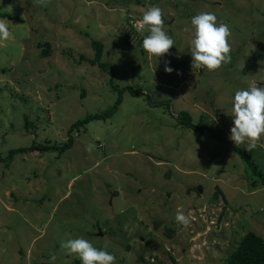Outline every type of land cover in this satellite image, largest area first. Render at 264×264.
<instances>
[{
  "label": "rangeland",
  "instance_id": "rangeland-1",
  "mask_svg": "<svg viewBox=\"0 0 264 264\" xmlns=\"http://www.w3.org/2000/svg\"><path fill=\"white\" fill-rule=\"evenodd\" d=\"M149 6L163 10L175 41L160 58L143 49L148 29L132 30ZM201 12L232 33L231 61L215 71L191 68L190 21ZM0 13L22 20H9L12 35L0 41L1 159L73 137L61 155L0 162V264H52L53 255L73 264L61 242L80 237L116 264H226L247 232L264 239V136L247 151L256 174L234 151L247 144L229 140L235 92L264 87V0H0ZM90 40L103 44L112 86L88 62ZM46 41L50 54L40 58ZM126 87L134 93L114 107ZM179 112L206 128L178 125ZM95 115L105 117L68 133ZM178 210L190 214L187 227Z\"/></svg>",
  "mask_w": 264,
  "mask_h": 264
},
{
  "label": "clouds",
  "instance_id": "clouds-1",
  "mask_svg": "<svg viewBox=\"0 0 264 264\" xmlns=\"http://www.w3.org/2000/svg\"><path fill=\"white\" fill-rule=\"evenodd\" d=\"M163 10L158 6H149L142 18L136 21L137 31L148 29L149 34L143 37L142 46L150 56L160 58L169 53L175 41L165 32ZM190 55L192 69L215 71L223 64L231 61V45L229 38L232 33L225 23H217V17L212 12H201L191 18ZM9 20L0 19V41H7L10 32ZM189 32V28L184 29ZM170 62H165L164 71L172 73ZM233 126L230 129L229 140L236 146L247 144L245 150L252 152L257 142L264 136V87L256 83L246 89L237 90L232 98L231 112ZM94 145H87L86 151H91ZM178 224L187 227L191 216L178 210L175 216ZM61 249L67 256H75L81 264H116V257L106 250L98 249L85 238H69L61 242ZM56 257H51L54 264Z\"/></svg>",
  "mask_w": 264,
  "mask_h": 264
},
{
  "label": "trees",
  "instance_id": "trees-1",
  "mask_svg": "<svg viewBox=\"0 0 264 264\" xmlns=\"http://www.w3.org/2000/svg\"><path fill=\"white\" fill-rule=\"evenodd\" d=\"M0 18L8 19V20H15L17 22H22V20L18 17H13L11 15L7 14H1ZM133 28V26H132ZM137 30V29H132ZM90 45L92 49L94 50V58L90 61H88L92 66H96L99 70L102 72H105L109 76V84L113 85V76H114V68L109 62L103 61V44L101 42H97L94 40H90ZM38 49H39V57L40 58H46L50 54V43L48 41L38 43ZM259 51H255L249 61L247 62L243 73L246 74L256 63V61L259 59ZM84 60L83 57L81 58V61ZM129 91L131 94L134 93V91H131L129 88H123L119 89V97L116 100L115 106H119L121 103V97L120 95L125 92ZM83 94V93H82ZM105 116L102 115H95V116H87L83 120H78L76 123H74L70 128L68 133L71 135L72 132L78 131L80 128L82 129L87 123H89L92 120H103ZM178 125L194 131L202 130L203 127L206 128L205 123H201L200 126L194 125L192 123V119L190 115L186 112H179L177 114V117L175 118ZM26 127H28V123L26 121ZM25 127V128H26ZM76 130V131H75ZM73 143V137L72 135L69 137L68 141L65 143H62L63 145L60 147H57L55 145H50L46 143L43 144H36L33 142L28 147H22L14 150H9L7 152V158L6 160L1 159V161L9 162V160L13 159L15 155L17 154H26L28 152H46L49 153L51 151L57 152L59 155L63 154L67 149L71 148ZM234 151L248 164L250 168L254 170L255 169L248 159V152L246 150H240L238 148H234ZM256 174V173H255ZM264 186V183L262 184ZM173 231H169L168 235H171ZM73 264H81V261L79 259L75 260ZM226 264H264V239L260 238L253 232H247L241 239L238 246L234 249V251L226 258Z\"/></svg>",
  "mask_w": 264,
  "mask_h": 264
},
{
  "label": "water",
  "instance_id": "water-1",
  "mask_svg": "<svg viewBox=\"0 0 264 264\" xmlns=\"http://www.w3.org/2000/svg\"><path fill=\"white\" fill-rule=\"evenodd\" d=\"M197 190H198L199 193H201V188L200 187Z\"/></svg>",
  "mask_w": 264,
  "mask_h": 264
}]
</instances>
